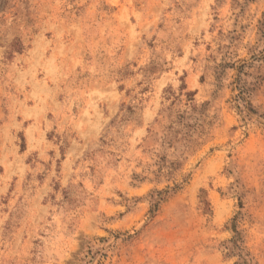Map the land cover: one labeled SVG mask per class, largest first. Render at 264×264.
<instances>
[{
  "label": "rangeland",
  "instance_id": "obj_1",
  "mask_svg": "<svg viewBox=\"0 0 264 264\" xmlns=\"http://www.w3.org/2000/svg\"><path fill=\"white\" fill-rule=\"evenodd\" d=\"M0 264H264V0H0Z\"/></svg>",
  "mask_w": 264,
  "mask_h": 264
}]
</instances>
